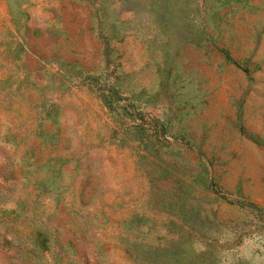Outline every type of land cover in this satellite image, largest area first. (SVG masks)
Here are the masks:
<instances>
[{
    "label": "rangeland",
    "instance_id": "obj_1",
    "mask_svg": "<svg viewBox=\"0 0 264 264\" xmlns=\"http://www.w3.org/2000/svg\"><path fill=\"white\" fill-rule=\"evenodd\" d=\"M0 264H264V0H0Z\"/></svg>",
    "mask_w": 264,
    "mask_h": 264
}]
</instances>
